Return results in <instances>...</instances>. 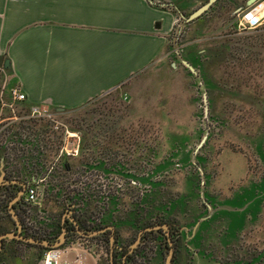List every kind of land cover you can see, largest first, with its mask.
Wrapping results in <instances>:
<instances>
[{
    "label": "crops",
    "instance_id": "crops-1",
    "mask_svg": "<svg viewBox=\"0 0 264 264\" xmlns=\"http://www.w3.org/2000/svg\"><path fill=\"white\" fill-rule=\"evenodd\" d=\"M204 2L0 0V101L10 102L9 91L17 88L25 96L20 106L28 109L42 106L54 117L74 113L99 99L117 95L126 101L123 119L127 124L141 126L142 130H174L170 135V142L173 141L170 149L178 147L181 151L188 143L185 136L182 138L183 130H196L195 106L190 72L176 61L173 53V29L179 16L175 8L166 5H174L186 15ZM209 12L188 24L186 32L189 29L197 32ZM182 44L180 39L181 53L193 66L198 62L196 54L214 52L212 47L197 51L184 49ZM5 60L9 61L8 68H4ZM0 113H7L1 105ZM248 138L244 136L243 141L248 142ZM250 141L252 145L248 146L254 147L256 143ZM186 157V153H182L175 165L185 164L182 162ZM201 168L206 174L204 167ZM148 180L139 179L150 182ZM240 198L241 191H230L222 201L224 212L217 214V209L212 217L209 215L198 225L204 216L200 217L198 212L195 225L190 222L183 225L181 213L176 211L170 214L171 219L164 216L174 222L173 226L180 227L182 233L173 264H243L244 256L237 252L240 248L235 245L243 242L242 233H246V224L250 223L244 216L248 210L239 206ZM231 204L233 207H229ZM227 209L244 214V221L232 227L230 215L233 213H227ZM43 213L46 214V210ZM113 214L106 215V224L114 228L117 246L130 247L121 232L137 230L135 214H129L119 223ZM174 218H179L181 224ZM153 242L157 247L152 258L144 257L141 251L136 264L144 260L146 264L165 263L163 246ZM107 245L106 253L96 240L69 239L56 251L60 264H111L109 243ZM14 250L17 252L12 264H43L44 253L38 248L21 245L19 250ZM232 254L235 260L228 261ZM119 262L123 264L121 256Z\"/></svg>",
    "mask_w": 264,
    "mask_h": 264
},
{
    "label": "rangeland",
    "instance_id": "rangeland-1",
    "mask_svg": "<svg viewBox=\"0 0 264 264\" xmlns=\"http://www.w3.org/2000/svg\"><path fill=\"white\" fill-rule=\"evenodd\" d=\"M247 1L220 0L203 17L205 21L200 23L197 32L192 29L186 32L188 26L183 31L182 48L202 51L212 47L214 52L196 54V69H199V78L207 90L208 109L205 115L202 91L195 78L189 77L196 130H183L182 138L185 136L188 143L182 146L181 151L178 147L177 150L170 149L173 148L170 135L174 130H142L141 126L127 124L123 119L126 101L117 95L99 99L74 113L56 115L52 120H38L35 126L48 132L57 130L54 137L58 139L69 132L72 136L68 140L79 142L81 155L68 159L72 170L98 157L99 152L103 154L111 152V149L113 153L127 152L130 149L134 157L130 168L134 170L135 179H149L150 182L145 181L132 188L122 177H112V184L121 186L124 192L118 199V208L123 214L131 211L136 214L139 210L142 215L146 213L159 217L164 211L167 215L161 214L162 218L171 219L170 214L176 211L182 214L179 216L183 225L187 222L195 225L199 218L197 212L200 217L210 211L212 217L217 209V214L223 213V198L230 191H241L239 206H244L247 213L236 214L229 209L227 213H233V216L230 215L232 227L244 221V216L250 224H246L247 231L242 233L243 242L240 241L235 248L239 247L237 252L241 254H245L247 248L248 257L261 254L257 258L264 260V22L253 30L239 27V14ZM181 23L178 19L175 27ZM17 113L26 117L29 109L18 106ZM244 136H249V141L255 139L250 142L257 146L254 145V148L249 141H243ZM203 137H206L204 143L199 150H195ZM182 153L187 155L182 162L185 164L176 166V159ZM122 158L126 156L122 155ZM143 159L149 162L145 163ZM165 162L172 165L166 166ZM197 166L204 167L206 172L203 188V178ZM57 168L62 170L60 165ZM117 169L119 175L126 174L127 168L118 166ZM201 171L203 174L202 168ZM85 174L83 172V176H87ZM55 184L60 186L64 183L59 181ZM95 184L101 187L100 183ZM105 184L109 182L102 183ZM127 187L132 197H128ZM91 199L89 203L84 202V208L87 214L93 215L98 208L94 206V196ZM61 201L60 193L54 197L48 193L42 204L43 209L49 210L58 221L63 216ZM123 218L126 220V215ZM174 221L181 224L179 218H174ZM0 224L2 232L14 228L11 217L6 214ZM137 232L122 231L121 237L123 235L126 244L131 245ZM19 246L17 242H9L7 249L0 253V264H12L17 252L14 249L19 250ZM251 259L248 258L244 264L253 263Z\"/></svg>",
    "mask_w": 264,
    "mask_h": 264
},
{
    "label": "flooded vegetation",
    "instance_id": "flooded-vegetation-1",
    "mask_svg": "<svg viewBox=\"0 0 264 264\" xmlns=\"http://www.w3.org/2000/svg\"><path fill=\"white\" fill-rule=\"evenodd\" d=\"M246 7L247 5H245L243 9H245ZM129 150L130 149H127V152L113 153L111 149V152H106L103 154L99 152L98 157L94 158L93 160H90L88 163H81V165H79L78 168L74 170H72V168L70 167V164H63L64 169L62 170H58L57 166L52 168V170L47 174L48 181H47L45 198L47 199L48 193H50L51 197L57 196L60 193L61 200H62L60 207L63 208V216H62V220L58 221L56 220V216L52 215V213L49 212V210L46 209L47 213L46 214L43 213L45 210L42 207L40 209V212L43 215L44 220L47 221V223L49 224V229H48V232L44 234H38V235L30 234V232L25 229L26 220L28 217L27 210L29 208V205H27L24 201L25 192H26L25 181L19 178H13L7 172V170L3 168V174H0V220H2L3 217H5V214L10 216L13 221L14 228L10 229L7 232L0 231V235L15 231L16 224H15V220L13 219V215L11 213L13 212L17 216L22 227L24 228V234L26 236H30L38 240L45 239V240L50 241V239H47V237L54 238L52 236V229L57 228L58 226L59 228L58 236L60 235L62 229H65L66 241L69 239H75V238L91 240V241L96 240L98 245L102 247V250L107 253V250H108L107 244L109 243V237L107 240L102 236L103 234L97 237H93V238L82 237L79 234H77L74 224L70 220V218H72L73 221L78 224L81 231L85 232L89 230H92V231L100 230V229L107 227L109 224H106L107 223L106 215H109V212L114 213L112 216H115V218L118 220V223L124 220L123 216L126 215V217H128V215L131 213L135 214L133 211L127 214H123L122 212H120V209L118 208V199H119L120 194L124 192L122 189H120L121 186L117 184H112L113 183L112 177H115V176L122 177L124 181L129 183V185L132 188H134L136 185H139L141 183L144 184V182L139 181V179L137 180L135 179L134 170L130 168L131 166L130 161H133L134 157H133V154H131ZM122 153H125V154H122ZM79 155H81V153H79V150H78V153L75 157H78ZM122 155H125L126 158H122ZM145 162L148 163L149 160ZM118 166L127 168L126 174L119 175L118 169H117ZM83 172L86 173L85 175L87 176H83ZM203 175L205 178L206 174L204 172H203ZM59 181H62L64 184L60 186L58 184L56 185L55 183ZM86 182L87 184L85 185ZM94 182L100 183L101 187H99L96 184L94 185ZM103 182L104 183L109 182V184L102 185ZM62 186L64 188H62ZM128 187H127L126 192L128 194V197H132V195L129 192ZM54 192H56V194ZM121 195L123 196V194ZM93 196L96 199L94 206L98 209L95 211L93 215H90L86 213V210L84 208L85 207L84 202L89 203V201L92 200L91 197ZM146 211L148 212V210ZM143 214L144 215H142V213H140L139 210H136L135 223L137 224L138 228L136 231L138 232L132 244L137 240L140 234H141V237L133 253L138 249L137 255L142 251L144 252L143 254L146 255L144 257L151 259L154 254L153 252H155L154 250L157 247L156 245L157 243H154L153 241H156V242H159L161 246H163L166 256H167V253L171 246L168 245L167 236L165 234V229L148 230L156 226H162V225L167 224L170 228V239L172 242V248L174 249V254H173L172 262H171V264H173L175 254H176V249L178 247V242L182 236L180 227L178 228L177 226H173L174 222H172L169 219H164L162 217H157L155 219L153 216L150 217L146 213H143ZM63 217H64V220H63ZM96 220L98 223L97 225H94L95 223H93V221H96ZM100 223L101 225L99 226ZM175 229H177L178 233L174 237L173 233L175 232L174 231ZM106 233H108V235L111 234L110 232H106ZM114 235L117 241L118 238H117V234L115 233V230H114ZM58 236H55V237L57 238ZM165 241L167 243L166 247H164L163 245V242ZM9 242H17V240H13V239L3 240L0 253L3 252L5 249H7V245L9 244ZM35 248H38L40 251L41 249H45L39 246H36ZM119 248H121L118 251L122 253V256H121L122 258L125 255L127 256L131 255V254H128L129 247H125L121 245ZM48 250L50 249H47L46 251ZM123 251L125 252L123 253ZM246 251H247V248H246ZM246 251H245V254H243L244 262H246L248 258L249 259L252 258L251 262L253 263H250V264H264L263 258L261 259L257 258V256L261 254L259 255L254 254L255 257L253 255L248 257ZM137 255L135 257L136 261L138 260L137 258L140 257V256L138 257ZM232 255L234 256L235 254H232ZM233 256L229 258L228 261L235 260ZM143 259L144 258H142V260ZM229 263H232V262H229ZM139 264H146V262L144 260V263L142 261V263L139 262Z\"/></svg>",
    "mask_w": 264,
    "mask_h": 264
},
{
    "label": "built area",
    "instance_id": "built-area-1",
    "mask_svg": "<svg viewBox=\"0 0 264 264\" xmlns=\"http://www.w3.org/2000/svg\"><path fill=\"white\" fill-rule=\"evenodd\" d=\"M262 4L264 0H258L243 9L238 18L239 27L253 30L262 26L264 17H259ZM9 96L10 102L0 101L1 107L7 110V113H0V159L3 158V168L13 178L26 183L24 201L29 208L25 229L30 234H44L48 232L49 224L40 209L46 196L47 174L58 165L64 169L63 164H69L68 159L77 155L79 142L71 143L68 140L72 136L69 132L58 139L54 137L57 130L48 132L35 126L38 120H52L53 115L42 106L29 108L26 117L17 113L19 103L25 99L17 88L11 89ZM43 264H60L57 251H46Z\"/></svg>",
    "mask_w": 264,
    "mask_h": 264
},
{
    "label": "water",
    "instance_id": "water-1",
    "mask_svg": "<svg viewBox=\"0 0 264 264\" xmlns=\"http://www.w3.org/2000/svg\"><path fill=\"white\" fill-rule=\"evenodd\" d=\"M218 0H207L203 5H201L199 8H197L195 11H193L192 13H190L189 15H184L183 13H181L176 6L174 5H166V7H171V8H175L177 10V14L179 16V19L183 22V24L181 23L180 25H177L174 29V33H173V37H172V44H173V53H174V57L176 59V61H178L180 64H182L191 74V76L193 78H195L196 82L198 83L201 91H202V100H203V104H204V114L207 115V109H208V105H207V90L205 88V86H203L199 75H198V70L196 69V66L191 65L187 60L184 59L181 50H180V39L182 37L183 31L185 29V27L195 21L196 19H198L199 17H201L202 15L206 14L207 12L210 11V9L216 4ZM258 0H248L246 5H252L253 3L257 2ZM9 66V61L5 60L4 63V68H8ZM206 137H203L202 140L200 141L199 145L195 148V150H199V148L201 147V145L204 143ZM2 156V155H1ZM3 158L1 157L0 159V174H3ZM197 168H199L200 170V174L201 177L203 178L202 182H201V187L203 188L205 180H204V175L202 174L201 171V167L197 166ZM13 203V202H12ZM211 210V209H210ZM13 215V219L15 220V224H16V229L13 232H8V233H4L2 235H0V249L2 247V243L3 240H17L18 242H22L24 244H29V245H33V246H39L45 249H50V250H56L58 248H60L66 241V231L65 229H62L60 235L53 239V240H38L35 239L33 237L30 236H26L24 234V228L22 227V225L20 224V221L18 220L17 216L11 212ZM211 213V211H210ZM207 214L206 216H203L202 218L199 219V222L197 223V225L202 221L205 220L209 215ZM70 220L73 222L74 227L76 229L77 234H79L82 237H86V238H93V237H97L100 236L106 232H110L111 234L109 235V258H110V262L111 264H114V250H115V235H114V228L111 226H107L103 229L100 230H89V231H81L78 224L76 222L73 221L72 218H70ZM158 229H165V234L167 236V241H168V245L171 246L166 259H165V263L164 264H171L172 262V257L174 254V249L172 248V242L170 239V228L167 224L162 225V226H156L153 228H150L148 230H158ZM140 237L141 234L138 236L137 240L128 248V254H132L134 249L137 247L139 241H140ZM121 248L118 247V250H120ZM126 257L127 255H125L123 257V264L126 263Z\"/></svg>",
    "mask_w": 264,
    "mask_h": 264
},
{
    "label": "trees",
    "instance_id": "trees-1",
    "mask_svg": "<svg viewBox=\"0 0 264 264\" xmlns=\"http://www.w3.org/2000/svg\"><path fill=\"white\" fill-rule=\"evenodd\" d=\"M220 0H218L217 2H216V4L219 2ZM203 16V15H202ZM94 225H97V223L96 224H94ZM101 225V223L99 224V226ZM174 228V227H173ZM175 232L173 233V235H174V237L177 235V233H178V231H177V229H175L174 230ZM57 233H59V228H58V226H57V228H53L52 229V236L54 237V238H52V237H47V239H50V240H53V239H55L56 237L55 236H57ZM106 240L108 239V237H109V235H108V233H106V234H103L102 235ZM17 243H19V244H21V245H25V246H29V247H36V246H33V245H29V244H24V243H22V242H18L17 241ZM115 245H116V247H115V250H114V264H119L120 262H119V257L120 256H122V253L120 252V251H118V246H117V241L115 242ZM163 245H164V247H166L167 246V243H166V241L165 242H163ZM47 249H41V252L43 253V252H45ZM126 251V250H125ZM125 251H123V253L125 252ZM107 252H108V250H107ZM136 252V253H135ZM133 254H131V255H128L127 256V258H126V264L128 263V264H136V260H135V257H136V255H137V253H138V249L135 251Z\"/></svg>",
    "mask_w": 264,
    "mask_h": 264
},
{
    "label": "bare ground",
    "instance_id": "bare-ground-1",
    "mask_svg": "<svg viewBox=\"0 0 264 264\" xmlns=\"http://www.w3.org/2000/svg\"><path fill=\"white\" fill-rule=\"evenodd\" d=\"M261 10L259 11V17L263 18L264 17V4L261 5Z\"/></svg>",
    "mask_w": 264,
    "mask_h": 264
}]
</instances>
